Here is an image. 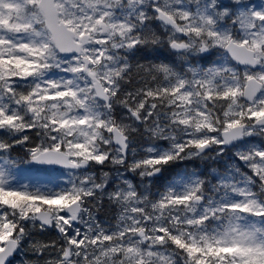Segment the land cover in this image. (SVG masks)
<instances>
[{
	"label": "snow or ice",
	"instance_id": "snow-or-ice-1",
	"mask_svg": "<svg viewBox=\"0 0 264 264\" xmlns=\"http://www.w3.org/2000/svg\"><path fill=\"white\" fill-rule=\"evenodd\" d=\"M29 133L40 143L13 156ZM228 149L223 171L185 169L152 192ZM21 164L70 172L21 182ZM105 200L114 224L97 217ZM17 255L264 264V0H0V264Z\"/></svg>",
	"mask_w": 264,
	"mask_h": 264
},
{
	"label": "rangeland",
	"instance_id": "rangeland-1",
	"mask_svg": "<svg viewBox=\"0 0 264 264\" xmlns=\"http://www.w3.org/2000/svg\"><path fill=\"white\" fill-rule=\"evenodd\" d=\"M123 113H122V111H121V109L119 108L118 110H116V115H117V117H119L120 115H122ZM30 135H32L33 136V140H32V142L31 143H29V144H27L24 148L25 149H27V148H29V147H34V146H36V145H38L39 143H40V140L38 139V138H35V136H34V134L33 133H29ZM143 138H146L145 136H143V135H140V134H138L137 136H136V143L133 145V147H135V148H137V150H138V153L140 154V155H142L143 153H142V151H140L141 149H142V147H141V145H142V143H143ZM253 142H255V143H259L260 141H259V138H256V137H253L252 138V141L250 142V143H253ZM148 143H149V141H147L146 143H144V146L145 147H147L148 146ZM46 146V145H45ZM161 146H166V144H164V143H162L161 144ZM106 167V171H108V172H112L113 173V175H115V169H114V167L112 166V165H110V164H108V165H106L105 166ZM190 168L188 167V170H189ZM41 171H43V169H41ZM120 171H123V169L121 168L120 169ZM30 174H33V175H30V177L28 178L27 176L29 175V173ZM68 174H69V172H64L63 174H61V173H57V172H42V173H34V171L33 170H31V169H27V168H25V167H23V168H21V169H19V172H18V177H19V179L21 180V182H29V181H31V182H35V181H39V182H41V183H47V182H50V181H56L57 180V178H60V177H62L64 180H66L67 178H68ZM131 175V177H128V175ZM126 175V177L129 179V180H131L133 183H135V184H139L140 183V178L137 176V175H135V174H133V173H126L125 174ZM157 178H155V179H153V181H152V183L156 180ZM111 187H112V185H111ZM116 212H117V210L115 209L113 212H112V214L113 215H111V219H108V216L106 217V218H99L98 217V213H97V217H98V219L100 220V221H106V222H108V223H115V215H116ZM25 258H27V259H33V257H31V256H27V257H25ZM22 259V257L21 256H18V258H17V261H16V264H19V261Z\"/></svg>",
	"mask_w": 264,
	"mask_h": 264
},
{
	"label": "trees",
	"instance_id": "trees-1",
	"mask_svg": "<svg viewBox=\"0 0 264 264\" xmlns=\"http://www.w3.org/2000/svg\"><path fill=\"white\" fill-rule=\"evenodd\" d=\"M172 169H173V168H169L168 170H166V173L169 172V171H171ZM163 177H164V175H163Z\"/></svg>",
	"mask_w": 264,
	"mask_h": 264
}]
</instances>
